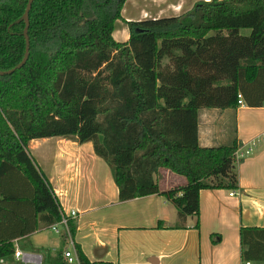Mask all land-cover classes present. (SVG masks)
I'll list each match as a JSON object with an SVG mask.
<instances>
[{"label":"trees","instance_id":"trees-1","mask_svg":"<svg viewBox=\"0 0 264 264\" xmlns=\"http://www.w3.org/2000/svg\"><path fill=\"white\" fill-rule=\"evenodd\" d=\"M27 1L0 0L1 72L23 57ZM125 2L32 3L28 59L0 76V258L60 219L31 140L91 143L119 202L160 195L197 218L200 190L238 188L237 139L200 147L198 113L236 109L238 95L247 107H264V0H200L179 15L140 21L122 18ZM117 22L126 41L112 36ZM160 169L185 186L160 191ZM69 230L73 238L72 220ZM239 240L243 262H264V228L241 227ZM74 248L81 264H110L90 263Z\"/></svg>","mask_w":264,"mask_h":264},{"label":"crops","instance_id":"crops-1","mask_svg":"<svg viewBox=\"0 0 264 264\" xmlns=\"http://www.w3.org/2000/svg\"><path fill=\"white\" fill-rule=\"evenodd\" d=\"M162 1L168 7L163 16L146 15L148 7L160 0H126L121 16L125 21L175 16L200 0ZM118 23L121 26L116 29ZM112 36L126 41V26L117 22ZM229 125L232 135H228ZM197 138L200 147L227 145L237 139V152L242 155L236 160L238 188L232 190L234 195L224 189L200 190L197 218L180 214L160 195L119 202L111 171L89 142L54 137L31 140L28 149L51 185L59 208L77 213L72 240L90 263L245 264L240 256L239 229L264 228V107L244 104L236 109H201ZM158 176L160 191L186 184L183 177L165 169ZM41 232L13 244L40 254L44 264H65L59 243L37 238ZM60 238L64 241L62 235ZM213 239L219 240L213 244Z\"/></svg>","mask_w":264,"mask_h":264},{"label":"built area","instance_id":"built-area-1","mask_svg":"<svg viewBox=\"0 0 264 264\" xmlns=\"http://www.w3.org/2000/svg\"><path fill=\"white\" fill-rule=\"evenodd\" d=\"M237 99L238 106H243L244 103L242 101L241 95H238ZM249 152L250 148H248L244 154L247 155ZM240 157H242V155H239V153L236 151V160ZM229 195H234V191H231ZM59 213V221L55 224H52L48 229L54 234L62 235L65 243L68 245V248H66L62 253L65 264H81L76 254L74 243L69 230V221L75 220L77 217V213L74 211H70L69 213H67L62 211L60 208ZM0 264H44V260L40 254L22 251L17 247V245H14V252L8 257L0 258ZM245 264L249 263L245 262Z\"/></svg>","mask_w":264,"mask_h":264},{"label":"rangeland","instance_id":"rangeland-1","mask_svg":"<svg viewBox=\"0 0 264 264\" xmlns=\"http://www.w3.org/2000/svg\"><path fill=\"white\" fill-rule=\"evenodd\" d=\"M167 9H168V7L166 6V2H163L162 0H160V2L154 3L153 7L152 6L148 7V9H147L148 14H146V15H150L149 17L163 16V15H165V13H168ZM156 11H159V12H157V14H156ZM155 15H157V16H155ZM119 25L121 26L120 23H118L116 25V29L119 28ZM227 128H228V130H227L228 135H232L231 126L229 125ZM28 151H29V149H28ZM29 154L32 156V158L35 161L36 158L33 157V156H35L34 153L32 151H29ZM36 236L39 239H48V241H50V242L59 243L58 245L60 246L59 249L61 250V252H63L66 248H68V245L65 243V240L63 241L60 238V235L51 234L50 232H48V230H44L41 233H38ZM46 245L47 244L45 243V246Z\"/></svg>","mask_w":264,"mask_h":264},{"label":"water","instance_id":"water-1","mask_svg":"<svg viewBox=\"0 0 264 264\" xmlns=\"http://www.w3.org/2000/svg\"><path fill=\"white\" fill-rule=\"evenodd\" d=\"M33 1L34 0H28L27 1L24 13H23L22 18H21L22 22L24 23L23 37H24V40H25V50H24L23 57H22L21 61L15 67H13L12 69L7 70V71H2V72L0 71V76H7V75L12 74L15 70H18L21 67H23L24 64L26 63L27 59H28V56H29V45H30L29 44V37H28V28H29L28 15H29V11L31 9Z\"/></svg>","mask_w":264,"mask_h":264}]
</instances>
